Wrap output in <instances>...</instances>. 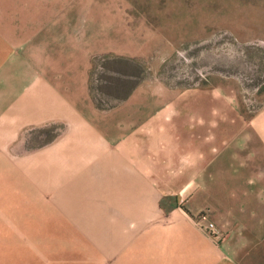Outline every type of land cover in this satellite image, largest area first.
<instances>
[{"label": "crops", "instance_id": "obj_1", "mask_svg": "<svg viewBox=\"0 0 264 264\" xmlns=\"http://www.w3.org/2000/svg\"><path fill=\"white\" fill-rule=\"evenodd\" d=\"M86 1L106 0H0V264H241L196 228L189 211L216 205L213 178L249 176L243 158L251 142L252 176L261 177L264 111L246 143L238 115L243 136L229 140V109H196L195 101L192 109L179 101L175 109H117L118 101L133 104L139 83L114 73L108 94H95L92 56L66 46L65 18L101 16L81 10ZM21 17H32V29L9 20ZM54 123L65 125L50 139L58 143L33 155L30 129ZM32 183L59 209L66 235L32 234ZM61 189L66 199L75 190L76 202L48 196ZM237 193H245L244 181Z\"/></svg>", "mask_w": 264, "mask_h": 264}, {"label": "rangeland", "instance_id": "obj_2", "mask_svg": "<svg viewBox=\"0 0 264 264\" xmlns=\"http://www.w3.org/2000/svg\"><path fill=\"white\" fill-rule=\"evenodd\" d=\"M79 5L81 10L86 7V14L92 10L101 14L65 18L66 46L74 43L93 58L90 87L95 94L98 89L100 96L108 94L118 79L114 73L126 75L121 79H134L139 86L133 104L118 101L117 109H175L178 101L179 109H192L193 101L196 109H229V140L244 134L246 143L252 141L253 122L264 111V0H106ZM22 12L32 13L28 3H22ZM9 20L22 30L32 29V17ZM23 34L32 37V33ZM123 56L134 64H119ZM237 115L243 134L236 130ZM30 132L32 154L41 155L58 143L50 139L64 133L65 125L32 127ZM252 143L245 146L243 158L249 176L213 178L216 205L189 212L196 228L241 264H264V171L260 178L252 176ZM238 159L236 169L241 156ZM243 181L245 193H237ZM258 188L261 193L253 194ZM63 189L48 196L60 205L76 202L75 190L66 199ZM226 189L233 193L225 194ZM44 195L41 186L32 183V225L37 232L32 234L58 239L66 235L67 226L57 219L59 209L51 207ZM86 202L91 206L92 200ZM225 202L233 208H221ZM208 222L215 223L216 234L205 228ZM65 244L76 249L77 242Z\"/></svg>", "mask_w": 264, "mask_h": 264}, {"label": "built area", "instance_id": "obj_3", "mask_svg": "<svg viewBox=\"0 0 264 264\" xmlns=\"http://www.w3.org/2000/svg\"><path fill=\"white\" fill-rule=\"evenodd\" d=\"M204 226L212 234H216L218 232L217 226L213 222L205 223Z\"/></svg>", "mask_w": 264, "mask_h": 264}]
</instances>
